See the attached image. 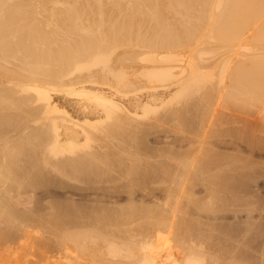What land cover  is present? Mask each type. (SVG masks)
I'll return each mask as SVG.
<instances>
[{
    "label": "bare ground",
    "instance_id": "1",
    "mask_svg": "<svg viewBox=\"0 0 264 264\" xmlns=\"http://www.w3.org/2000/svg\"><path fill=\"white\" fill-rule=\"evenodd\" d=\"M262 148L264 0H0V233L71 259L12 264H264L214 209Z\"/></svg>",
    "mask_w": 264,
    "mask_h": 264
},
{
    "label": "rangeland",
    "instance_id": "2",
    "mask_svg": "<svg viewBox=\"0 0 264 264\" xmlns=\"http://www.w3.org/2000/svg\"><path fill=\"white\" fill-rule=\"evenodd\" d=\"M262 149H264V148H262ZM261 149V150H262ZM261 150H259L258 152H260ZM257 154H259V155H257ZM261 154V155H260ZM253 159H254V161L256 162L255 164H256V166H255V164H254V169H256V170H252V168H253V165H252V168H251V171H252V173H254V174H252L251 175V173H250V175L252 176L251 178H250V182L249 183H246L245 184V182L243 183V184H239V185H237V186H235V188L236 189H234V186H232V189H233V192H231L230 193V195L231 196H229V197H221V198H223L224 200L222 201V199L221 198H219V199H217L216 201H214V203H218L217 205H215V207H214V209H216L217 207L218 208H220V210H224L225 208H223V207H225L226 206V210H228L227 209V205H230L229 203H231V202H234V204L232 205V203H231V207L229 208V210H231V209H233V207H237V205L239 204V202H240V200H242L243 201V199H244V202H241V204L242 203H244V205H241V207L240 208H238L239 206H240V204L238 205V209H239V211H238V217H237V221L236 220H234V219H231V218H229L226 222L225 221H219V223L218 222H216V223H218V224H223L224 226H228V228H230V229H225V230H228V231H226V232H234L235 230H236V228L238 229V231H240V234H238V236H240L241 234L243 235V237H241V238H243V240H241V238L240 237H238V238H240V241H241V244H243L242 246H241V244H240V250H243L244 251V249H246V251L248 252H250V250H247L248 248H251V249H256L258 246H260L259 244H260V242L262 241L261 239H264V218H261L262 216H264V209H262V208H264V203H262V200H264V174H262V173H264V167H262V165H264V164H260V166H258L259 165V162L258 161H256L257 159H259V161H261L260 163H264V151H262V153L260 152V153H257V151H255V154L253 153ZM258 162V163H257ZM258 164V165H257ZM259 168V169H258ZM261 169V170H260ZM250 171V172H251ZM254 171H256L257 172V174L254 172ZM259 172V173H258ZM259 174H260V177H259ZM256 175V176H255ZM256 177V178H255ZM261 178V180H258V179H260ZM256 179V180H255ZM252 181H254L253 182V185L252 184H250V183H252ZM248 182V181H247ZM257 182V183H256ZM243 185V186H242ZM241 188H240V187ZM245 186H247V187H245ZM250 186V187H249ZM251 188V189H249V188ZM255 188V189H254ZM241 191H240V190ZM243 189V190H242ZM238 190V191H237ZM244 190H245V192H244ZM232 191V190H231ZM236 191H237V193H236ZM234 192H235V195H234ZM244 192V193H243ZM242 193V194H241ZM248 193H251V195L250 194H248ZM245 194V195H244ZM256 194V195H255ZM243 197V199H242V197ZM253 197V198H252ZM260 197V198H259ZM262 197V198H261ZM221 199V200H220ZM234 199V200H233ZM252 199H253V201H252ZM259 199L261 200V201H259ZM227 200V201H226ZM189 201V200H188ZM239 201V202H238ZM249 201V202H248ZM256 201V202H255ZM259 202L261 203V204H259ZM187 203V202H186ZM202 203H204V202H202ZM201 203V204H202ZM213 203V204H214ZM235 203L237 204V205H235ZM248 204V206H247V204ZM184 204V203H183ZM187 204H189V207H191V208H189L188 210H186V208L184 209V207H182L181 208V210H183L184 212H185V210L188 212H186L185 213V215H183L184 213H180V216L182 217V216H184V217H182V219L180 220H178V224L179 223H181V224H183V221H185L186 220V224L184 223V225H182V227L181 226H179V225H181V224H179V225H177V229H175L176 231H178L179 230V234H181V232H183V234L184 233H186V234H184V236H182V234L180 235V236H182L181 238H182V240H183V238L185 239V240H183V242H187L188 240H190V238L191 239H195V237H193L194 235H195V233L194 232H196V231H194V230H197V228H198V225H197V227H196V229H195V224L197 223V220H200L201 221V216L199 215V214H202V216L203 215H205L207 212L209 213L210 211L208 210V209H201L202 207L200 206V208L198 207L199 205H198V201H195V200H191L189 203H187ZM181 205V206H185V207H187L188 208V205ZM200 204V203H199ZM205 204V203H204ZM225 204V205H224ZM251 204V205H250ZM259 206H258V205ZM222 205H223V207H222ZM180 206V207H181ZM221 206V207H220ZM250 206V207H249ZM252 206V207H251ZM193 207H194V209H193ZM242 207H246V208H244V211H243V208ZM254 207V208H253ZM259 207H262L261 209L259 208ZM199 208V209H198ZM223 208V209H222ZM213 209V210H214ZM235 209V208H234ZM259 209V210H258ZM200 210H202V212L200 213ZM205 210H207V211H205ZM217 210H219V209H217ZM228 210V211H229ZM250 210V211H249ZM260 210H261V212H260ZM190 211V212H189ZM203 211H205L204 213H203ZM251 211H252V213H251ZM191 212L193 213V214H191ZM212 212V211H211ZM247 214H249V217H251L250 215H252V217L251 218H249V217H247V216H245V215H247ZM207 213V214H208ZM245 215H244V214ZM255 213H257V214H255ZM262 213V214H261ZM188 214V215H187ZM190 215V216H189ZM198 215L200 216V218L198 219ZM231 215H229V217H230ZM246 218H245V217ZM254 216V217H253ZM183 218H184V220H183ZM186 218V219H185ZM190 219V220H188V219ZM243 218H245L246 219V221H245V219H243ZM248 218V219H247ZM253 218V219H252ZM260 218H261V220H260ZM239 219V220H238ZM250 219V221H248ZM259 219V220H258ZM183 220V221H182ZM241 220V221H240ZM256 220H258V222L256 221ZM182 221V222H181ZM189 221H190V223H189ZM238 221H240V223L238 222ZM246 222V224L245 225H247L248 224V222L250 223V222H252V224L250 223V224H248V225H253V227H252V229L253 228H255V230L253 229V231H252V229L250 230V228L251 227H247L248 228V231H246L247 230V228H245V225H244V223L243 222ZM248 221V222H247ZM253 221H255V222H253ZM196 222V223H195ZM222 222V223H221ZM237 222H238V224H240V225H238L237 224ZM262 222V223H261ZM195 223V224H194ZM225 223V224H224ZM228 223H231V224H228ZM218 224H216V226L218 225ZM227 224V225H226ZM242 224L244 225V227L241 229V227H242ZM255 224V225H254ZM186 225H187V228H186ZM220 225H218L219 227H220ZM223 225H221V227H223ZM230 225L232 226V227H230ZM237 225V226H236ZM234 226H236V227H234ZM178 227H180V228H178ZM240 229H239V228ZM231 228H234V229H231ZM257 228V229H256ZM184 229V230H183ZM258 229H260V230H258ZM187 230V231H186ZM225 230H221L222 232L224 231L225 232ZM245 231V236H244V231ZM250 230V231H249ZM260 231V232H258V231ZM48 231V232H47ZM192 231H194L193 233L194 234H192ZM252 231V234H249L250 232ZM255 231V232H254ZM225 232V233H226ZM219 233H221V232H219ZM257 233H259V234H257V236H256V240H255V235ZM261 233V234H260ZM16 235V234H15ZM15 235H10V234H7V233H0V264H12V262L13 261H15V259L17 260V258H18V260L21 258L22 260H26V261H29V260H31V261H39V260H49V261H52V262H56V261H60V262H66V261H68V259H69V261L71 260L70 258H68V259H65V258H62L63 257V251L62 250H60L59 248H58V246L57 245H59L58 244V241H57V239H56V237H57V234H55V232H53V233H51V231H49V230H44V231H42V232H31V233H27V234H25L24 236H23V238H21L22 240H20V241H18V243H20V242H23V243H20L21 245H19V244H17V240H16V242H15V237L17 236H15ZM248 235H252V236H249V238H248ZM190 236V237H189ZM247 236V237H246ZM245 237H246V240L247 239H249V240H247L245 243H247V244H245L243 241H245ZM253 237V238H252ZM257 237L259 238V237H261V238H259V239H257ZM189 238V239H188ZM221 238V237H220ZM254 241H253V240ZM250 240H252L253 242H251ZM257 240H259V241H257ZM217 241H221V239H219V240H217ZM249 241V242H248ZM243 242V243H242ZM251 242V243H250ZM257 242V243H256ZM213 243H216V241L215 242H213ZM249 243H250V245H249ZM262 243V242H261ZM245 244V245H244ZM254 244V245H253ZM256 244V245H255ZM257 244H258V246H257ZM248 245H249V247H248ZM20 246V247H19ZM247 246L248 248H245V247ZM250 246H252V247H250ZM243 247H244V249H243ZM242 248V249H241ZM239 250V251H240ZM243 251H241V252H243ZM248 252V253H249ZM246 253V252H245ZM237 254H240V255H238L237 256ZM237 254H235V256L237 257V262H239L238 264H242V262L241 261H243L244 260V264L246 263V260H245V258L243 257L242 258V253H237ZM72 256V255H71ZM242 260H241V259ZM20 259V260H21ZM78 259V258H77ZM85 256L84 257H82V258H80V259H78V261L80 260V262H85ZM236 259V258H235ZM235 259H233V260H235ZM75 260V259H74ZM233 260H229V264H232L233 262ZM231 261V262H230ZM235 262L236 261H234V263L233 264H235ZM241 262V263H240ZM18 264H21V262L20 261H18L17 262ZM16 263V264H17ZM13 264H15V263H13ZM237 264V263H236Z\"/></svg>",
    "mask_w": 264,
    "mask_h": 264
}]
</instances>
